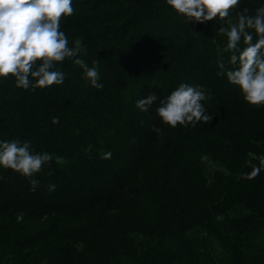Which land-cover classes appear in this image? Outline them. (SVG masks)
<instances>
[{
    "label": "trees",
    "instance_id": "16d2710c",
    "mask_svg": "<svg viewBox=\"0 0 264 264\" xmlns=\"http://www.w3.org/2000/svg\"><path fill=\"white\" fill-rule=\"evenodd\" d=\"M261 4L241 0L238 10ZM73 7L61 30L69 46L81 42L78 58L98 62L104 86L93 88L72 59L55 66L60 85L32 91L0 78V140L31 141L65 161L35 177L0 167V264H264V169L240 178L264 155V105L217 76L218 62L233 67L224 21L187 23L165 0ZM180 83L209 96L207 124L162 125L155 108ZM149 93L158 99L143 113L135 102Z\"/></svg>",
    "mask_w": 264,
    "mask_h": 264
},
{
    "label": "clouds",
    "instance_id": "9594fccd",
    "mask_svg": "<svg viewBox=\"0 0 264 264\" xmlns=\"http://www.w3.org/2000/svg\"><path fill=\"white\" fill-rule=\"evenodd\" d=\"M166 4L187 23H205L219 20L224 24L218 33L227 38L224 51L232 52L228 63L233 67L225 68L218 62L217 76H226L227 82L238 87L242 99L247 104L260 107L264 105V4L256 7L252 13L248 8L238 10L241 0H165ZM236 10V15L232 13ZM75 14L73 0H0V78L10 75L15 86L35 91L52 85H60L65 73L56 69V64L72 59L83 72V77L93 88L102 89L98 62L89 67L78 58L81 42L69 46L68 36L61 30V20ZM215 42V41H214ZM241 43L243 47H240ZM200 85L180 83L179 86L159 100L155 113L162 125L170 128L178 126L195 127L197 123L207 124L213 117L206 112L202 101L208 99ZM155 93L139 98L135 107L146 113L157 101ZM52 123H59L58 117ZM158 136L164 135L163 127H153ZM91 151V145L86 149ZM111 152H103L101 159H110ZM53 160L64 163L63 157L48 152L35 153L31 141L20 139L0 140V167L11 169L24 177H35L45 164ZM253 160L258 163H253ZM202 162L208 161L207 154L201 156ZM251 169L242 173L241 179H254L264 169V155L255 156L247 161ZM224 175L230 171L218 166ZM31 191L41 186L39 179H30ZM51 192L55 184H47ZM17 221L23 219L17 215Z\"/></svg>",
    "mask_w": 264,
    "mask_h": 264
}]
</instances>
